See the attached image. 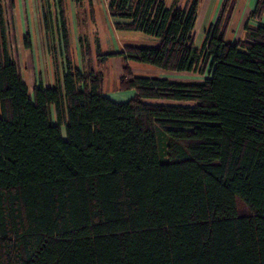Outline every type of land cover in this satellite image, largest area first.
Wrapping results in <instances>:
<instances>
[{"label":"trees","instance_id":"obj_1","mask_svg":"<svg viewBox=\"0 0 264 264\" xmlns=\"http://www.w3.org/2000/svg\"><path fill=\"white\" fill-rule=\"evenodd\" d=\"M104 1L114 30L155 43L87 46L77 67L54 0L61 70L31 88L0 5V264H264V0L232 43L237 0H221L201 47L203 0ZM110 57L125 101L103 95ZM128 61L203 78L135 76Z\"/></svg>","mask_w":264,"mask_h":264},{"label":"rangeland","instance_id":"obj_2","mask_svg":"<svg viewBox=\"0 0 264 264\" xmlns=\"http://www.w3.org/2000/svg\"><path fill=\"white\" fill-rule=\"evenodd\" d=\"M13 9H9V0H0L7 33V49L15 60L21 78L28 88L32 87L33 78H42L48 86H54L55 76L59 75L62 65V48L57 27V12L54 0H11ZM169 2L170 0H166ZM184 0H179V6ZM221 1V0H219ZM89 0L76 4L72 0H63L64 17L67 35L73 61L77 67H85L86 61L82 58L85 47H89L94 55L97 44L103 53L117 51L125 44L153 45L155 41L141 34L125 31H116L112 27V20L107 16L104 0H90L91 13L88 7ZM218 0H203L197 14L194 31V43L201 47L208 25L213 22L219 8ZM218 7V8H217ZM46 18V23L42 20ZM28 35L29 47L23 45V36ZM82 58V59H81ZM122 60L110 57V60L101 65L105 75L106 93L113 91L110 99L116 101L127 100L132 91L117 90ZM124 64V63H123ZM132 74L146 77H165L180 81H196L203 78L198 73H172L159 68L128 62ZM127 64V65H128ZM30 77V80L26 78ZM32 80V83H31ZM145 102L167 103L164 100H145ZM192 105V103L183 102Z\"/></svg>","mask_w":264,"mask_h":264},{"label":"crops","instance_id":"obj_3","mask_svg":"<svg viewBox=\"0 0 264 264\" xmlns=\"http://www.w3.org/2000/svg\"><path fill=\"white\" fill-rule=\"evenodd\" d=\"M256 0H237L236 4H235V7H234V11H233V14L231 16V19H230V22H229V27H228V30L225 34V40L227 42H235L237 41L238 39H241V37L243 36V25L246 21V18H247V15L249 13V11L253 8L254 6V3H255ZM218 2L220 3V1L218 0ZM219 5V4H218ZM218 8V7H217ZM13 9V8H12ZM249 26L251 27H255V25L253 23H249L248 24ZM118 51V50H117ZM116 58H120V57H116ZM110 58H108L105 62L109 61ZM120 60H122L120 58ZM129 62V61H128ZM127 62V64H128ZM123 60H122V64H121V67H120V71L122 69V66H123ZM141 65H144V64H141ZM129 66V64H128ZM152 68H156V67H153L151 66ZM130 68V67H129ZM157 69V68H156ZM131 70V69H130ZM122 73V71H121ZM121 73H120V76L118 78V82H119V79L121 77ZM135 75V74H134ZM21 76V74H20ZM139 76V75H138ZM142 76H145V75H142ZM27 79L30 80V77H27ZM22 79V78H21ZM42 79V78H41ZM33 84L35 82V79L33 78ZM23 81V79H22ZM24 82V81H23ZM42 82V81H41ZM117 82V84H118ZM25 83V82H24ZM31 83H32V80H31ZM26 84V83H25ZM32 84V85H33ZM43 86H46L43 82H42ZM27 86V85H26ZM48 86H52V85H48ZM104 86H105V75H104V66H103V95L106 96V97H110V95H113V91H111L110 93H106L105 89H104ZM28 87V86H27ZM117 90H120L119 89V86L117 88ZM131 91V90H130ZM132 95V94H131ZM130 95V96H131ZM110 99V98H109ZM112 100V99H111ZM146 100V99H145ZM147 100H150V99H147ZM113 101H116V100H113Z\"/></svg>","mask_w":264,"mask_h":264}]
</instances>
